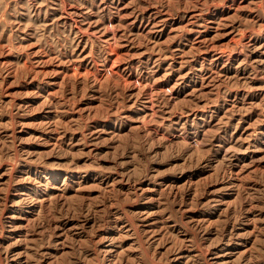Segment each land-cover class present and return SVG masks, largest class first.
Segmentation results:
<instances>
[{
	"label": "rangeland",
	"instance_id": "rangeland-1",
	"mask_svg": "<svg viewBox=\"0 0 264 264\" xmlns=\"http://www.w3.org/2000/svg\"><path fill=\"white\" fill-rule=\"evenodd\" d=\"M0 264H264V0H0Z\"/></svg>",
	"mask_w": 264,
	"mask_h": 264
}]
</instances>
